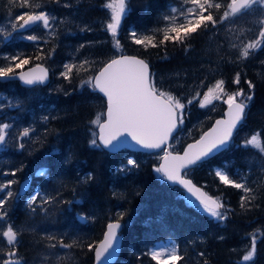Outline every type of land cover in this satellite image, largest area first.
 Segmentation results:
<instances>
[{"label": "trees", "instance_id": "trees-1", "mask_svg": "<svg viewBox=\"0 0 264 264\" xmlns=\"http://www.w3.org/2000/svg\"><path fill=\"white\" fill-rule=\"evenodd\" d=\"M40 2L41 0H34V5ZM68 2L74 7L65 9L46 3L44 9H41L48 10L58 20H65L64 24L59 25L57 37L41 26H34L26 34L41 36L43 39L39 45L20 39L18 33H13L12 39L0 43V65L7 63L2 58L3 54L22 52L33 57L24 69L42 64L52 74L48 86L34 89L23 87L16 80L0 82V105H3L0 122L13 121L14 128L17 129L32 125L37 128L36 134H43L45 127L56 133L47 136L43 147L36 144L34 147L38 150L31 156L16 151L13 146L0 154V173L11 171L21 162L26 165L24 171L17 174L15 179L19 180V184L13 185V190H19L20 183L31 177L28 193L19 195L15 202L8 205V222H0V231L5 230L8 223L21 229V244L18 246L20 261L24 264H93L94 251L90 252L86 247L49 250V242L42 239V235L45 232H54L57 236L67 233L65 242L70 243L71 238L79 234L89 238L86 242H99L103 238L106 224L110 219L116 218L115 213L120 209L126 210V214L120 221L124 225L123 241L121 254L115 264H155L143 253L166 241L179 245V251L185 259L178 264H203L204 260L208 264H238L247 250L246 246L250 245L248 234L257 229V252L254 260L247 264H264V154L256 148L245 149L240 146L252 134L264 133V64L260 63L264 60V47L247 60L228 62L230 58L236 59L238 56V48H232V44L242 48L245 43L258 38L260 26L253 22L254 17H244L237 20L234 26L229 25L234 31L223 27L214 34L212 30L198 29L187 41V51L184 46L171 41L157 48L148 46L145 50L144 46L131 42L129 30H136L141 37L154 36V42L158 43L163 38V32L158 30L177 26L184 21L182 9L191 5L184 4L183 0H126L128 11L118 36L124 54L145 59L150 64V70L156 73L157 82L162 88L185 100L197 90L203 93L218 79L226 81L229 91L235 90L237 86L231 81L241 67L246 78L255 84L249 115L235 133L233 144L190 173L192 181L209 195L215 197L222 193L227 206L234 210L229 219L221 223L204 212L202 206L191 201L185 192L158 178L154 168L159 165L160 160L156 155L128 150L108 153L89 147L91 133L88 129L93 127L89 122L104 112L106 105L100 95L91 93L87 88L83 91L78 88L81 78H87L90 72H81L71 84L60 78L59 72L63 70L64 63L72 60L78 46L87 45L89 41L105 43L86 46L80 50L77 59L87 57L106 62L112 56L113 38L102 30V23L110 16V10L99 6L106 0ZM217 2L224 4L225 0ZM173 8H177V11L173 12ZM26 11L29 9L18 5L9 6L8 0H0V29H9L10 17ZM218 15H222V12ZM165 16L170 19L165 20ZM84 25L93 30L81 32L79 27ZM53 31L57 29L54 27ZM45 40L48 43H44ZM53 48L55 51L50 59L35 60L38 51L44 56ZM165 56L167 58L163 59ZM73 75L75 76V70ZM201 81L204 87H200ZM240 87L248 90L243 80ZM65 90L70 94L65 95ZM17 101L21 102L20 107L8 106ZM214 104L215 111L200 109L196 103L189 106V116L185 121V129L181 132L185 145L193 142L187 136V130L193 128V125L197 126L194 136L198 138L201 129L207 130L223 115L226 105L222 101H214ZM44 115L55 116L57 119H50L45 126L41 121ZM208 116H211L210 120L206 118ZM260 142L264 144V135L260 137ZM53 147L59 150L58 153L48 155ZM69 152L72 153L71 163L64 164ZM129 157L135 158L140 168L127 174L113 175L115 168L126 164ZM225 162L230 165L227 169L230 173L246 176L250 186L257 189L259 198L255 205L258 206H253L251 211L245 212L240 208L242 193L239 190L221 185L214 175L209 174L213 169H222ZM43 166L49 169L53 177L52 183L34 176L35 170ZM88 172L93 173L94 182L80 183V177ZM58 175H62L67 181L62 198L81 200L82 203L74 204L71 212L66 210L67 205H61L63 211L55 212L49 220H45L39 210L35 215L31 214L26 207V200L38 186H42L44 191L54 192L58 187L55 183ZM8 179L13 177L0 175V181ZM113 192L116 193L115 196ZM77 213L94 219L80 223L76 220ZM221 236L224 237L223 240L219 239ZM0 247L7 250L6 242L2 239ZM50 251L57 253L60 259L49 256ZM201 252L205 254L203 257L199 256Z\"/></svg>", "mask_w": 264, "mask_h": 264}, {"label": "snow or ice", "instance_id": "snow-or-ice-1", "mask_svg": "<svg viewBox=\"0 0 264 264\" xmlns=\"http://www.w3.org/2000/svg\"><path fill=\"white\" fill-rule=\"evenodd\" d=\"M79 2V0H77ZM9 6L18 5L21 8H27L29 11L20 12L10 17L8 23L9 29H0V43L13 38V33H18L20 39L39 45L43 39L36 34H26L34 26H41L47 32L57 37L59 25L64 24L65 20L59 19L48 10L44 9L45 4H55L65 9L73 8L74 5L68 0H41L35 3L34 0H8ZM186 5H191L186 9L185 20L177 26L166 27L162 30L163 38L158 43L154 42V36L141 35L136 30H129L128 37L131 42L138 46H148L157 48L171 41L179 46H184L187 51V41L192 34L197 33L198 29L204 31L212 30L215 34L227 27L228 31H234L233 27L237 20L244 17H254L253 22L258 24V38L253 39L239 48L238 45L232 44V48H238L236 59H229L230 63H238L240 60L251 58L256 51L264 47V0H225L222 4L217 0H183ZM104 9L110 10V16L102 23V30L109 33L113 38L112 48L114 52L106 61L90 60L87 57L77 59L81 49L86 46H92L105 43L104 41H89L86 44H80L73 55L72 60L63 64V70L59 72V77L69 84L75 77L80 76L81 72H90L87 78H81L78 86L79 90L85 88L91 93L102 96L106 109L95 120L89 123L93 126L88 129L91 133L89 147L95 150H106L108 153H115L122 148H137L140 151H146L154 154L161 161L154 172L158 178L169 182L171 185H178L199 202L204 212L210 215L218 222H224L229 219L233 209L229 208L223 199V194L215 197L207 194L200 187H197L190 173L198 167L203 166L209 160L227 150L234 141V134L238 128L243 125L249 115V107L254 99L255 84L246 78L243 74V67L235 73L231 83L236 85V89L229 91L224 79H218L215 84L207 87V90L201 93L197 90L191 97L185 98L173 95L171 92L162 88L157 82L156 73L150 70V64L145 59L138 58L135 55L124 54V49L119 36V29L122 27V20L127 15L128 5L126 0H106L99 5ZM173 12L177 9L173 8ZM182 11H185L182 9ZM222 12V15H218ZM75 15V13H73ZM165 20L170 17L165 16ZM225 22H228L226 25ZM57 31H53V28ZM81 32H91L93 29L87 25L79 27ZM251 31V29H249ZM6 33V34H5ZM44 43H48L47 40ZM42 51V49L40 50ZM53 48L46 55L42 56L38 51L35 60L50 59ZM2 58L7 63L0 65V82L19 80L24 85L34 89L37 85H43L50 79L49 69L40 65L29 68L24 71V67L32 61V56L24 55L18 52L12 55L3 54ZM167 57H163L166 59ZM264 64V60L260 61ZM19 70V71H18ZM75 70V76L73 75ZM247 84V91L240 87L241 83ZM200 87H204L203 81ZM75 90V89H74ZM65 95L70 93L66 90ZM214 101H222L227 106L224 117L216 119L207 130L201 129L198 138L194 136V129L187 130V136L193 142L186 143L181 139V132L185 129V121L189 116V106L194 103L198 104L200 109L215 111ZM21 102L9 104V107H20ZM3 105H0L2 110ZM211 119V116L206 117ZM50 119H57L55 116L44 115L41 117L42 123L47 126ZM98 128V131L95 130ZM37 128L29 125L23 128H14L13 121L0 122V150H7L13 146L16 151L26 153L31 156L36 149L34 146L40 144L43 147L49 134H56L52 129L45 127L43 134H36ZM36 134V135H34ZM58 135V134H57ZM264 133L256 132L249 138L245 139L241 147L256 148L264 154V144L260 142V137ZM130 138V139H129ZM134 142V143H133ZM177 145H180L178 148ZM58 149L55 147L47 153L56 155ZM72 160V153L69 152L63 163L69 164ZM26 165L21 162L11 171H3L2 176H12L13 179L0 181V222H8L9 209L8 205L15 202L20 195L19 190H13V185L19 184L15 179L18 173L24 171ZM230 165L225 162L222 169H213L210 175H214L219 183L225 187L239 190L240 208L245 211H251L255 201L259 198L257 189H254L248 183L244 175L237 176L230 173L227 169ZM140 168V164L135 158H127L126 164L117 166L113 175L127 174ZM239 172V170H237ZM79 175V173H77ZM37 178H44L45 181L52 183L53 177L46 166L40 167L34 172ZM93 173L88 172L80 177V183L94 182ZM28 181L24 184L27 187ZM58 187L53 191H44L42 186L36 190L26 200V207L30 213L35 215L39 210L45 220H49L57 211H63L61 205H67V211H72L74 204L82 203L81 200H67L62 198V191L67 187V181L62 175L55 178ZM75 192V189H73ZM139 194V191H137ZM115 196L116 193L113 192ZM51 209V211H50ZM126 210L118 209L115 213V219H110L106 224V230L103 238L99 242H86L89 238L82 235H76L71 238L70 243L65 242V236H57L54 232H45L42 239L49 243V250L73 249L80 247L87 248L88 251H94L95 264H105V260L115 254L116 245L120 239V230L124 225L123 220ZM94 217H88L77 213L76 220L80 223H86ZM259 229L249 233L250 245L246 246L247 250L242 256V261L238 264H247L254 260L257 252ZM22 232L17 226L8 223L5 230L0 231V239L6 242L7 250L0 247V264H20V254L18 246L21 244ZM219 239L223 240L221 236ZM55 241V243H52ZM49 256L60 259L59 255L53 251L48 253ZM143 255L150 257L155 264H178L185 259L179 251V245L172 242L168 248H152L145 251ZM203 252L199 256L203 257ZM47 258V257H46ZM139 259V256H138ZM203 264H208L207 260Z\"/></svg>", "mask_w": 264, "mask_h": 264}, {"label": "water", "instance_id": "water-1", "mask_svg": "<svg viewBox=\"0 0 264 264\" xmlns=\"http://www.w3.org/2000/svg\"><path fill=\"white\" fill-rule=\"evenodd\" d=\"M125 18V17H124ZM124 18H123V20H122V24H123V21H124ZM120 30V29H119ZM138 58H141V57H139V56H137ZM143 59V58H142ZM38 65H40V66H42V67H44V68H47V67H45L44 65H41V64H38ZM36 66V65H35ZM35 66H32V67H35ZM32 67H29V68H32ZM29 68H26V69H24V71H27ZM48 69V68H47ZM49 75H50V79H51V73H50V71H49ZM50 79L48 80V82L46 83V84H43V85H37V86H40V87H45V86H47V85H49V83H50ZM16 81H18V82H20L19 80H16ZM21 83V85L23 86V87H29V86H26V85H24L22 82H20ZM37 86H35V87H37ZM99 95V94H98ZM101 96V95H100ZM102 97V96H101ZM227 111V107H226V109H225V111H224V113ZM224 117V114H223V116L222 117H220V118H218V119H221V118H223ZM215 122V121H214ZM213 122V123H214ZM97 131H98V128H97ZM130 139V138H129ZM134 143V142H133ZM122 150H128V151H131V152H142V153H146V154H151V153H148V152H146V151H140V150H138V146H137V148H122V149H120V150H118L117 152H119V151H122ZM2 150H0V152H1ZM117 152H115V153H117ZM223 152V151H222ZM160 163H161V161H160ZM28 181V183H27V187H28V184H29V180H27ZM169 183V182H168ZM194 183V182H193ZM170 184V183H169ZM195 184V183H194ZM171 185V184H170ZM196 185V184H195ZM21 187H20V192L21 193H24L26 190H27V187H25V184H24V182L20 185ZM171 186H175V187H178L179 189H181L182 191H184L186 194H187V196H188V198L189 199H191V200H193V201H195V202H197V203H199L196 199H195V197H193V196H191V194L190 193H188L186 190H184L183 188H181L180 186H178V185H171ZM197 187H200V186H198V185H196ZM203 191H205L202 187H200ZM206 192V191H205ZM208 194V193H207ZM122 231V229L120 230V232ZM120 234V233H119ZM121 241H122V239H121V236H120V239H119V242H118V244L116 245V248H115V254L114 255H112L109 259H106L105 260V264H114L115 262H116V260L118 259V257H119V254H120V251H121ZM21 264V263H20ZM93 264H95V254H94V263Z\"/></svg>", "mask_w": 264, "mask_h": 264}, {"label": "bare ground", "instance_id": "bare-ground-1", "mask_svg": "<svg viewBox=\"0 0 264 264\" xmlns=\"http://www.w3.org/2000/svg\"><path fill=\"white\" fill-rule=\"evenodd\" d=\"M51 77H52V76H51ZM45 87H46V86H45ZM105 151H106V150H105ZM119 152H120V151H119ZM117 153H118V152H117ZM25 180H29V184H28L27 190H26L24 193H21V192H20V188H19V192H20V195H21V196H24V195H26V194L28 193V191H29V186H30V183H31V177H29V178H27V179H25ZM25 180H24V181H25ZM24 181H22V182L20 183V185H21ZM20 187H21V186H20ZM122 231H123V227H122ZM122 231H121L120 234H119V235L121 236V239H122ZM122 241H123V239H122ZM122 241H121V249H122ZM120 254H121V251H120ZM120 254H119V256H120ZM118 258H119V257H118ZM117 260H118V259H117ZM117 260H116V262H117ZM116 262H115V263H116ZM20 263H21V264H24L22 261H20ZM115 263H114V264H115Z\"/></svg>", "mask_w": 264, "mask_h": 264}, {"label": "rangeland", "instance_id": "rangeland-1", "mask_svg": "<svg viewBox=\"0 0 264 264\" xmlns=\"http://www.w3.org/2000/svg\"><path fill=\"white\" fill-rule=\"evenodd\" d=\"M188 7H186L185 8V11H184V19H185V16H186V9H187ZM177 9V8H176ZM179 10V9H178ZM171 246V244L170 243H167V242H164V243H161V244H159V245H157V246H155L154 248H157V249H159V248H168V247H170Z\"/></svg>", "mask_w": 264, "mask_h": 264}]
</instances>
